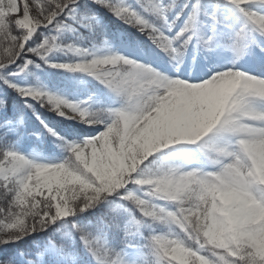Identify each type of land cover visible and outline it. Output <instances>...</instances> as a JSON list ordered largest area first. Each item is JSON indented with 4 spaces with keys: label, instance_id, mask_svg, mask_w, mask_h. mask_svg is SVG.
<instances>
[{
    "label": "rangeland",
    "instance_id": "rangeland-1",
    "mask_svg": "<svg viewBox=\"0 0 264 264\" xmlns=\"http://www.w3.org/2000/svg\"><path fill=\"white\" fill-rule=\"evenodd\" d=\"M38 2L0 0L21 35L15 56L0 62V86L22 83L31 103L9 115L0 104V189L27 217L1 250L73 216L83 174L111 188L110 217L72 220L35 258L18 254L25 264H227L234 244L264 264V95L243 80H264V0H74L45 14ZM81 2L106 9L110 23L75 43L100 21L95 10L78 14ZM55 21L33 65L50 86L40 97L25 60L17 69L18 52ZM228 72L232 88L215 105L203 89ZM182 103L187 113L172 126ZM194 203L195 228L185 211Z\"/></svg>",
    "mask_w": 264,
    "mask_h": 264
},
{
    "label": "trees",
    "instance_id": "trees-1",
    "mask_svg": "<svg viewBox=\"0 0 264 264\" xmlns=\"http://www.w3.org/2000/svg\"><path fill=\"white\" fill-rule=\"evenodd\" d=\"M64 1L69 3L74 0H53V3L47 0H39L38 4L40 6L41 12L45 14L54 10L58 12L59 9L56 8L57 5ZM98 1L103 2V0ZM77 8L78 14L79 12L82 13L87 12L88 10L90 11V9L95 10L94 12L100 17V21H91L89 27L87 28L88 30H79V34L82 37V42L79 40H74L73 38H70V40H74L75 43H83L85 41L89 42L100 38V36H103L106 32H108L110 19L105 15L104 11L106 9H99L98 6L88 5L84 2L78 3ZM56 24H58V21H55L49 30H43L41 32L35 33L32 40L28 44L24 45L21 52H18L19 57L17 64L19 65L17 69L21 70V68L26 63L28 66L26 80L31 81L27 86L33 94L38 96L40 95V97L41 95L51 94V91L48 89L50 86H48L49 84L47 85V83H43L41 80H36L38 78L35 74L37 71H35V66L33 65L38 62L36 57L38 48L41 46L45 37L50 36L52 30L55 29ZM20 36L21 35L19 31L16 30L11 20L8 17L0 14V62L11 60L12 57L15 56V53H17L16 44ZM23 60H25V63H22ZM57 62L59 61L57 60ZM7 69L8 68H5V70ZM4 85L3 87L0 86V104H2L4 107V114L9 115L11 112L14 113L21 111L23 106L31 104L30 102H25L20 97V94L24 89L22 83L17 84L13 89H7V86ZM39 124H41L45 130L52 132L51 129H46L42 123H38V126ZM47 142L51 143V140H48ZM77 177L78 196L80 198V202L77 204V211L74 212L73 216L63 220H58L54 224L47 225L43 229L38 230L33 234L26 235L23 239L6 247L3 250L0 248V264H23L18 258V254L29 256L30 251L34 248L35 243L40 242L45 236L52 235V238L55 241H59V239L62 238L63 234H56V229H60L62 231L61 233H63L64 231L68 230V225L72 220L82 221L84 219L94 224L93 221L97 216L102 217L103 214L112 212L113 203H109L107 200L113 196L110 193L111 188L102 186L100 183L95 184L91 178L83 174H78ZM7 194L2 192L0 189V241L2 236H6L12 232L13 228L11 227L22 228L27 225V217L22 210H19L17 207L12 205ZM198 194L200 198H197L196 200L200 201L204 194L203 190L194 192V195ZM197 203H194L193 209L185 208L186 217L190 219L192 224L191 227L193 228H195L196 223L198 222L197 217L201 216V210L199 209L198 205L196 206ZM121 219L122 216H118L116 221ZM82 224L77 225L75 229L78 234L82 232ZM202 226H204V224ZM226 254L228 260L227 264H255V257L253 253L240 245H231L226 250Z\"/></svg>",
    "mask_w": 264,
    "mask_h": 264
},
{
    "label": "bare ground",
    "instance_id": "bare-ground-1",
    "mask_svg": "<svg viewBox=\"0 0 264 264\" xmlns=\"http://www.w3.org/2000/svg\"><path fill=\"white\" fill-rule=\"evenodd\" d=\"M96 59H93L91 60V62H86L85 66H84V71H88L89 69V66L88 65H93V64H96ZM129 65H131L133 67V69L135 70L134 72L136 73H141L143 72V65L142 63H135V62H131L129 63ZM228 76H229V72L226 73V74H221L219 76H216L214 77V79L210 82L207 83V85L204 87L203 89V93L206 95V97L208 98V100L212 103H214L215 105L220 103L223 98L225 97V95L227 94L228 91L231 90L232 86L229 82V79H228ZM243 80H249L250 82H252L253 84H256L257 86L260 87L263 95H264V80H253L249 77H243ZM243 80L241 82H243ZM239 86V84H237ZM176 111L174 113V115L172 116V119H171V125L173 126L175 122H178V121H181L186 113H187V106L184 105L183 103L182 104H179L178 106H176ZM230 109L228 110H224L221 117L224 118L225 114H228L230 113ZM192 131V130H191ZM190 132L193 133V131ZM262 144V146H261ZM261 147H264V143H260ZM29 179L32 181L33 179L34 180H37L38 179V176L34 177L33 174H30L29 175ZM39 179H41V177H39Z\"/></svg>",
    "mask_w": 264,
    "mask_h": 264
}]
</instances>
